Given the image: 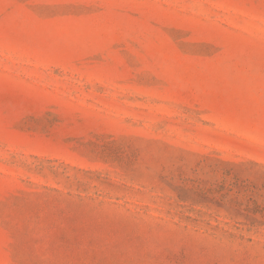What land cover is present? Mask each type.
I'll use <instances>...</instances> for the list:
<instances>
[{"label":"rangeland","instance_id":"obj_1","mask_svg":"<svg viewBox=\"0 0 264 264\" xmlns=\"http://www.w3.org/2000/svg\"><path fill=\"white\" fill-rule=\"evenodd\" d=\"M0 264H264V0H0Z\"/></svg>","mask_w":264,"mask_h":264}]
</instances>
